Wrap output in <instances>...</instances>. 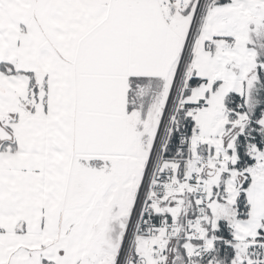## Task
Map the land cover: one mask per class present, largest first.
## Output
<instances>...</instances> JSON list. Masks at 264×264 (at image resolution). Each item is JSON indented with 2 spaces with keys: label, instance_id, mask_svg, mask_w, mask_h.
Returning <instances> with one entry per match:
<instances>
[{
  "label": "snow or ice",
  "instance_id": "6c2138e0",
  "mask_svg": "<svg viewBox=\"0 0 264 264\" xmlns=\"http://www.w3.org/2000/svg\"><path fill=\"white\" fill-rule=\"evenodd\" d=\"M0 264H264V0H0Z\"/></svg>",
  "mask_w": 264,
  "mask_h": 264
}]
</instances>
